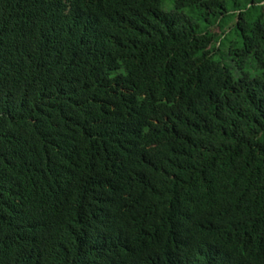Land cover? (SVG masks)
<instances>
[{
    "label": "trees",
    "instance_id": "obj_1",
    "mask_svg": "<svg viewBox=\"0 0 264 264\" xmlns=\"http://www.w3.org/2000/svg\"><path fill=\"white\" fill-rule=\"evenodd\" d=\"M163 3L0 0V264H264V0Z\"/></svg>",
    "mask_w": 264,
    "mask_h": 264
},
{
    "label": "rangeland",
    "instance_id": "obj_2",
    "mask_svg": "<svg viewBox=\"0 0 264 264\" xmlns=\"http://www.w3.org/2000/svg\"><path fill=\"white\" fill-rule=\"evenodd\" d=\"M240 1L243 5H246L250 0H240ZM163 6L166 10L172 9L173 8L172 0H164ZM234 22L235 20L228 21V24L225 27V32H229L230 30H232V27L234 26ZM215 30L220 35L223 32V30L219 26H216ZM236 38L237 37L235 33L229 34L225 40V44L222 47L221 51L218 52V54L216 55V58L223 61V63H225L226 65H228L232 69L233 74L236 77H238L240 74V69L237 66V64H235L236 63L235 62L236 60L234 59L235 56L229 52L230 45ZM243 70L248 72L252 76L257 75L260 72V70L255 66V63L251 57H247Z\"/></svg>",
    "mask_w": 264,
    "mask_h": 264
}]
</instances>
